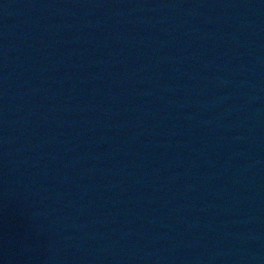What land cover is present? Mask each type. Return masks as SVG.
I'll use <instances>...</instances> for the list:
<instances>
[{
    "label": "water",
    "instance_id": "95a60500",
    "mask_svg": "<svg viewBox=\"0 0 264 264\" xmlns=\"http://www.w3.org/2000/svg\"><path fill=\"white\" fill-rule=\"evenodd\" d=\"M0 264H264V0H0Z\"/></svg>",
    "mask_w": 264,
    "mask_h": 264
}]
</instances>
